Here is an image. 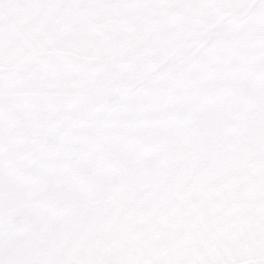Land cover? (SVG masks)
I'll use <instances>...</instances> for the list:
<instances>
[{
	"label": "snow or ice",
	"instance_id": "6c2138e0",
	"mask_svg": "<svg viewBox=\"0 0 264 264\" xmlns=\"http://www.w3.org/2000/svg\"><path fill=\"white\" fill-rule=\"evenodd\" d=\"M0 264H264V0H0Z\"/></svg>",
	"mask_w": 264,
	"mask_h": 264
}]
</instances>
